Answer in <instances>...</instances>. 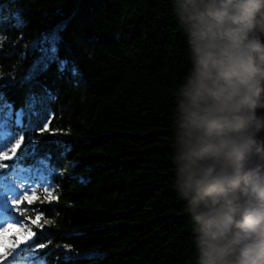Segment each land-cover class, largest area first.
Segmentation results:
<instances>
[{
    "label": "trees",
    "instance_id": "trees-1",
    "mask_svg": "<svg viewBox=\"0 0 264 264\" xmlns=\"http://www.w3.org/2000/svg\"><path fill=\"white\" fill-rule=\"evenodd\" d=\"M54 36L56 59L29 79ZM190 55L173 0H0V93L13 109L34 98L16 156L34 144L44 159L17 167L45 169L55 188L39 206L46 264H194L173 187Z\"/></svg>",
    "mask_w": 264,
    "mask_h": 264
},
{
    "label": "clouds",
    "instance_id": "clouds-1",
    "mask_svg": "<svg viewBox=\"0 0 264 264\" xmlns=\"http://www.w3.org/2000/svg\"><path fill=\"white\" fill-rule=\"evenodd\" d=\"M191 66L177 88L173 187L194 264H264V0H173Z\"/></svg>",
    "mask_w": 264,
    "mask_h": 264
},
{
    "label": "snow or ice",
    "instance_id": "snow-or-ice-1",
    "mask_svg": "<svg viewBox=\"0 0 264 264\" xmlns=\"http://www.w3.org/2000/svg\"><path fill=\"white\" fill-rule=\"evenodd\" d=\"M58 39V36H54L51 47L41 49L50 54L46 61L34 65L29 73V79L37 72L46 71L48 64L56 59L55 44ZM65 64L66 61H59L58 70L63 71ZM32 108L33 97H29L25 108L13 109V106L4 100L3 93H0V169H15L17 165L23 164L29 155L35 158L36 163L44 164V159L37 156L34 144L31 148L25 147L20 156H16L24 139L23 133L17 129L26 130L28 127L24 124L26 109ZM29 143H32L31 138ZM9 160L13 161L12 165L4 163ZM3 179L13 181V186L3 191V199L0 201V264H46L45 256L48 253H42L41 250L48 247L51 243L50 237L54 234L44 231L45 225L50 224L51 220L45 218V210L39 205L56 197L48 189L41 193L36 188L28 187L23 188L18 195L10 194L13 188H20V185L15 183V173L5 174ZM68 259L70 257L65 256V261Z\"/></svg>",
    "mask_w": 264,
    "mask_h": 264
},
{
    "label": "rangeland",
    "instance_id": "rangeland-1",
    "mask_svg": "<svg viewBox=\"0 0 264 264\" xmlns=\"http://www.w3.org/2000/svg\"><path fill=\"white\" fill-rule=\"evenodd\" d=\"M13 162L11 160L5 161L4 163L8 165H12ZM70 164H66V167H69ZM15 173V183L20 185V188H13V192L10 194H16L18 195L19 192L25 188H36L39 192H43L44 189H48L50 192L55 193V188L52 185L50 178L48 174H46L45 169H34V170H28V169H22V167H16L15 169L12 168H5L0 169V201L3 199V191L7 190V187L13 186V181L11 180H4L3 177L5 174H12ZM53 200L50 202H45L43 204H40L41 206H49L51 205ZM39 205V206H40ZM49 224L45 225L44 231H46V227H48ZM39 231V230H37Z\"/></svg>",
    "mask_w": 264,
    "mask_h": 264
}]
</instances>
